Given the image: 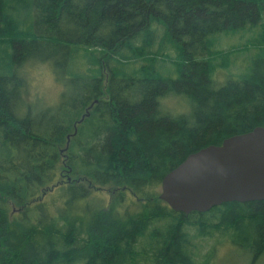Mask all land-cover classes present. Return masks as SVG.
Instances as JSON below:
<instances>
[{"label":"trees","instance_id":"trees-1","mask_svg":"<svg viewBox=\"0 0 264 264\" xmlns=\"http://www.w3.org/2000/svg\"><path fill=\"white\" fill-rule=\"evenodd\" d=\"M32 64L64 88L40 112L24 102ZM172 96L191 112H166ZM257 127L264 0H0V264H215L223 247L255 264L264 201L186 215L160 194L189 155Z\"/></svg>","mask_w":264,"mask_h":264},{"label":"water","instance_id":"water-1","mask_svg":"<svg viewBox=\"0 0 264 264\" xmlns=\"http://www.w3.org/2000/svg\"><path fill=\"white\" fill-rule=\"evenodd\" d=\"M160 199L186 215L230 202L264 201V127L189 155L164 177Z\"/></svg>","mask_w":264,"mask_h":264},{"label":"rangeland","instance_id":"rangeland-1","mask_svg":"<svg viewBox=\"0 0 264 264\" xmlns=\"http://www.w3.org/2000/svg\"><path fill=\"white\" fill-rule=\"evenodd\" d=\"M254 33L248 31V33L237 32V33H227L219 34L215 36L216 48L221 50H228L232 47L245 44L254 37ZM236 60L233 65L236 64L240 66V71H246L252 61L248 64L244 57L235 56ZM244 71V72H245ZM170 73L171 70H168ZM236 74V69L232 71H220L217 80L223 83L227 80L228 76L231 74ZM26 79H28L27 87L24 93L25 105H32L36 112L45 110L47 107H53L57 105L60 101L61 94L64 90L61 83L57 81L52 67L48 64H32L26 66L25 69ZM234 74V75H235ZM173 77H177L174 75ZM162 101V100H161ZM163 107L166 112L171 114H182L191 112L190 103L179 96H172L163 101ZM188 113V114H189ZM100 200H110L111 191L104 190L100 192ZM56 194H52L51 197ZM214 242H210L209 246L213 245ZM219 253H217L215 264H254L251 257L246 252L238 250L235 247H223L219 248ZM255 264H264V257L257 261Z\"/></svg>","mask_w":264,"mask_h":264}]
</instances>
